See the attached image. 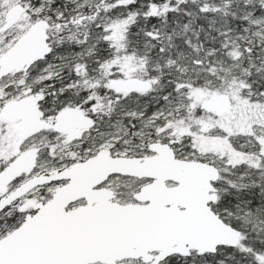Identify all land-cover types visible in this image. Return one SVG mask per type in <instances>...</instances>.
<instances>
[{
	"label": "snow or ice",
	"instance_id": "snow-or-ice-1",
	"mask_svg": "<svg viewBox=\"0 0 264 264\" xmlns=\"http://www.w3.org/2000/svg\"><path fill=\"white\" fill-rule=\"evenodd\" d=\"M0 264H264V0H0Z\"/></svg>",
	"mask_w": 264,
	"mask_h": 264
}]
</instances>
